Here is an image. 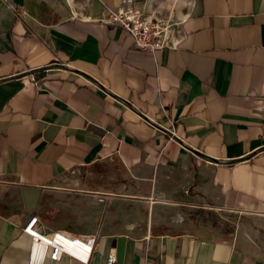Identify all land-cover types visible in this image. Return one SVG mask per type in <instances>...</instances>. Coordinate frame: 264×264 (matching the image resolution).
<instances>
[{
	"label": "crops",
	"instance_id": "obj_1",
	"mask_svg": "<svg viewBox=\"0 0 264 264\" xmlns=\"http://www.w3.org/2000/svg\"><path fill=\"white\" fill-rule=\"evenodd\" d=\"M33 216L95 235L89 264H264V0H0V264Z\"/></svg>",
	"mask_w": 264,
	"mask_h": 264
},
{
	"label": "built area",
	"instance_id": "obj_2",
	"mask_svg": "<svg viewBox=\"0 0 264 264\" xmlns=\"http://www.w3.org/2000/svg\"><path fill=\"white\" fill-rule=\"evenodd\" d=\"M106 23L118 26L129 33L137 49L155 51L169 46V23L162 18L146 16L136 8L109 9L105 17ZM104 200L99 196V201ZM37 216L27 220L23 230L31 237L27 264H42L45 257L60 259L66 255L82 264H89L93 249L97 243L95 235L85 237L54 230L49 234L41 233L35 227ZM106 264H118L114 249L107 253Z\"/></svg>",
	"mask_w": 264,
	"mask_h": 264
}]
</instances>
